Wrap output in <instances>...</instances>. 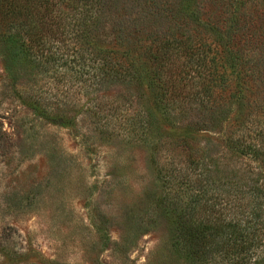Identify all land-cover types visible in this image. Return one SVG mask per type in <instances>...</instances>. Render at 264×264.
Wrapping results in <instances>:
<instances>
[{"label":"rangeland","instance_id":"rangeland-1","mask_svg":"<svg viewBox=\"0 0 264 264\" xmlns=\"http://www.w3.org/2000/svg\"><path fill=\"white\" fill-rule=\"evenodd\" d=\"M257 14L264 44V8ZM115 39L116 30L106 25L95 40L110 47ZM217 62L227 90H215L202 104L206 93L194 82L188 96L173 102L169 121L153 122L155 130L143 138L147 112L160 120L151 90L134 81L87 90L35 71L12 84L0 56V264H182L170 249L171 220L157 208L171 162L157 144L190 128L207 148L208 165L246 178L264 175L257 161L225 141L230 134L253 137L264 127V61L242 70L228 59ZM229 98H242L253 111L256 118L245 125L250 131L239 121L210 120L207 107L239 108ZM54 113L69 124H55ZM174 152L175 162L186 161L185 150Z\"/></svg>","mask_w":264,"mask_h":264},{"label":"trees","instance_id":"trees-1","mask_svg":"<svg viewBox=\"0 0 264 264\" xmlns=\"http://www.w3.org/2000/svg\"><path fill=\"white\" fill-rule=\"evenodd\" d=\"M261 7L264 0H0L3 70L12 84L34 71L96 91L134 81L154 93L160 117L147 112L140 127L147 138L153 122L169 121L173 102L188 96L194 82L206 93L202 104L215 90H227L218 58L241 70L260 66L264 44L254 22ZM106 25L116 30L110 47L95 40ZM228 103L240 105L218 112L207 107L210 120L239 121L242 128L256 118L242 98ZM64 116L52 114L53 122L69 124ZM192 131L167 134L155 148L171 160L157 199L160 215L171 220L170 249L182 264H264V175L246 178L208 165L207 148ZM225 141L264 168V127L253 137L230 134ZM175 148L186 151L185 162L174 161Z\"/></svg>","mask_w":264,"mask_h":264}]
</instances>
